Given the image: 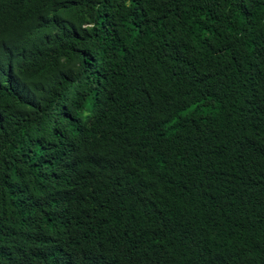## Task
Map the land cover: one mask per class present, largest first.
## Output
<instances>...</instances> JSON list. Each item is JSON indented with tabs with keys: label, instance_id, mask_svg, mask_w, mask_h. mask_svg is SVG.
Masks as SVG:
<instances>
[{
	"label": "trees",
	"instance_id": "obj_1",
	"mask_svg": "<svg viewBox=\"0 0 264 264\" xmlns=\"http://www.w3.org/2000/svg\"><path fill=\"white\" fill-rule=\"evenodd\" d=\"M0 264H264V0H0Z\"/></svg>",
	"mask_w": 264,
	"mask_h": 264
}]
</instances>
